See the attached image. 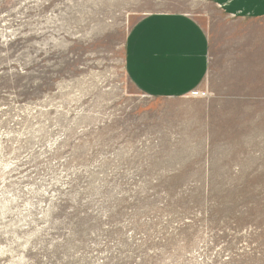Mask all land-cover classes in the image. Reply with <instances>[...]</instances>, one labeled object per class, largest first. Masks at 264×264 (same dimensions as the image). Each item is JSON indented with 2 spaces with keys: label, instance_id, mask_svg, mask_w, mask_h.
<instances>
[{
  "label": "rangeland",
  "instance_id": "obj_1",
  "mask_svg": "<svg viewBox=\"0 0 264 264\" xmlns=\"http://www.w3.org/2000/svg\"><path fill=\"white\" fill-rule=\"evenodd\" d=\"M196 19L203 82L125 72L131 27ZM0 264H264V18L213 0H0Z\"/></svg>",
  "mask_w": 264,
  "mask_h": 264
},
{
  "label": "crops",
  "instance_id": "obj_2",
  "mask_svg": "<svg viewBox=\"0 0 264 264\" xmlns=\"http://www.w3.org/2000/svg\"><path fill=\"white\" fill-rule=\"evenodd\" d=\"M227 16L264 18V0H213ZM209 38L203 26L181 12H155L131 27L125 43L129 81L151 97L180 98L195 90L209 68Z\"/></svg>",
  "mask_w": 264,
  "mask_h": 264
}]
</instances>
